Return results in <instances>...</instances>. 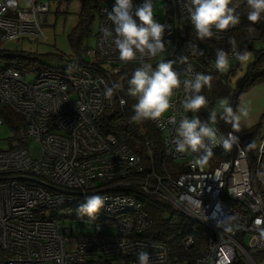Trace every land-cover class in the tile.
I'll use <instances>...</instances> for the list:
<instances>
[{
	"label": "built area",
	"instance_id": "obj_1",
	"mask_svg": "<svg viewBox=\"0 0 264 264\" xmlns=\"http://www.w3.org/2000/svg\"><path fill=\"white\" fill-rule=\"evenodd\" d=\"M163 1L166 13L155 20L165 26V51L154 57L137 53L132 61L120 60L108 17L115 0H104L95 47L77 52L70 66L40 68L30 80V71L0 67V125L8 123L14 131L9 147L0 151V264H139L141 251L149 254L148 264H182L173 261L165 244L140 237L152 216L122 188L154 196L208 228L206 247L192 264H233L241 257L264 264V225L254 224L256 217L264 218V119L251 147L239 141L225 152L215 145L225 156L216 165L207 161L194 167L198 152L179 153L175 145L180 120L192 119L183 108V81L219 72L217 50L209 44L225 42L235 26L213 28L214 35L201 41L190 21V0ZM142 3L132 0L133 12ZM151 3L154 9L156 0ZM244 5L246 0H232L229 7ZM49 7L48 0H31L26 9L18 0H0V36L39 39ZM161 61L173 62L181 86L173 90L172 107L150 120L162 137L160 163L153 142H146L143 159L114 135L103 134L96 122L106 108L126 106L121 94L125 70L134 73L151 65L145 69L151 75ZM213 126L217 136L232 133ZM34 142L39 148L32 155L29 143ZM91 195L105 197L104 207L95 218L83 216L103 225L84 232L66 223L65 212L77 211ZM53 210L51 217H41ZM191 243L188 239L184 246Z\"/></svg>",
	"mask_w": 264,
	"mask_h": 264
},
{
	"label": "clouds",
	"instance_id": "obj_2",
	"mask_svg": "<svg viewBox=\"0 0 264 264\" xmlns=\"http://www.w3.org/2000/svg\"><path fill=\"white\" fill-rule=\"evenodd\" d=\"M190 2V21L201 41L214 35L213 28L224 31L240 22L239 16L235 14V8L229 7L232 0H190ZM246 4L251 9L247 14V19L252 24L264 19L262 16L264 0H246ZM108 17L114 25L116 33L114 42L119 51L120 60L132 61L136 59L137 53L154 57L165 51L163 40L165 26L154 19L151 0H143L142 5L136 7L134 12L132 0H115ZM134 17L138 18L139 22ZM105 34H108L107 29ZM229 42L233 56L237 61L247 62L251 58L250 53L237 50L238 46L234 38ZM193 51H195V46ZM172 65V61H161L155 70L151 71V75L145 70L146 68L151 70V65H145L135 70L129 81V94L137 98V102L133 105L134 115L131 117L133 121L159 120L172 107L170 97L173 90L181 86V80ZM215 67L221 73L228 71L230 61L228 53L224 49H217ZM211 80L210 75L197 73L193 79L183 81V87L187 93L183 102L185 110L195 113L207 106L208 100L200 93L205 86L211 87ZM111 91L109 89L107 94H110ZM220 107L223 109L220 119L231 124L234 132H239L242 118L249 116L248 108L241 106L237 113L233 111L227 99L221 101ZM172 122H175L174 117ZM216 123L217 112L212 110L207 122H201L199 118L188 119L187 117L180 120L176 129V151L184 153L190 150L196 153L200 149H204L203 154L195 160L194 167L197 165L202 167L213 154L211 148L205 146V138L213 146L221 145L225 152L231 151L233 144L239 142L238 136L232 133L227 137L217 136V129L213 126ZM104 204L105 197L91 195L78 205L77 213L95 218ZM254 224L259 228L264 225V218L256 217ZM220 226L223 225L217 222V227ZM138 261L139 264H148L149 254L143 251L139 252Z\"/></svg>",
	"mask_w": 264,
	"mask_h": 264
},
{
	"label": "trees",
	"instance_id": "obj_3",
	"mask_svg": "<svg viewBox=\"0 0 264 264\" xmlns=\"http://www.w3.org/2000/svg\"><path fill=\"white\" fill-rule=\"evenodd\" d=\"M50 1V0H48ZM82 6L78 14V21L73 32L69 35L70 43L74 48L81 44V38L75 37L76 32L80 34L89 30L92 18V11L99 8L104 0H81ZM251 9L246 5L235 10L240 18L239 24L230 32L228 39L222 43L209 44L210 47L224 49L227 53L232 52L230 39L234 38L237 43V50L251 48L252 42L255 39L264 41V19L260 22L252 24L247 19V14ZM264 16V14H262ZM251 29V30H250ZM97 35V34H96ZM10 60L5 65L6 67L16 69L22 73L36 71L40 69L36 62L39 60L36 56L12 54L7 56ZM61 58V56H59ZM232 59V58H231ZM230 61V60H229ZM232 65L228 69L227 74L232 70ZM227 74L222 75L221 72L211 74V87L205 86L201 95H204L208 100L205 108H201L198 112L187 110V114L193 118H199L201 122H206V110L213 108L214 100L220 96L227 97L229 104L236 111V106L240 95L252 87L258 86L264 82V50L258 51L253 64L248 68V71L242 80V83L233 89L227 82ZM133 75V69L125 70L121 78V94L126 98V106L119 108L114 106L106 108L96 122L97 128L103 134L114 135L120 143H125L135 152L139 153L143 159H147L146 142L151 141L154 145V157L156 162H162V137L156 127L150 120L133 121L131 117L134 115L133 105L137 102L135 97L129 94L130 79ZM264 119L262 114L259 122L253 127L234 132L231 124L217 117V126L225 133L232 132L238 136L239 141L243 145H249L258 135V130ZM206 147L211 148L212 156L208 159L212 165L225 159L221 151L217 150L207 138L204 140ZM204 149H200L198 156L203 154ZM121 192L127 195L135 196L142 204L144 210L148 212L153 219L151 227L141 234V238L152 242L165 244L170 252L174 262L182 264H192L194 258L205 249L208 237V228L202 223L192 219L185 213L178 210L176 207L168 205L156 197L139 192L137 189L122 188ZM188 239L192 240L190 247H185L184 242ZM233 264H244L240 259Z\"/></svg>",
	"mask_w": 264,
	"mask_h": 264
},
{
	"label": "rangeland",
	"instance_id": "obj_4",
	"mask_svg": "<svg viewBox=\"0 0 264 264\" xmlns=\"http://www.w3.org/2000/svg\"><path fill=\"white\" fill-rule=\"evenodd\" d=\"M18 6L20 9L30 8L31 0H18ZM49 6V12L44 15V18L41 21L43 36H41L39 39L31 40V38L28 37H21L16 40H4L0 36V67H4L7 64V62L10 60V58L7 56L12 54H17L20 56L24 54H30V56H36V58L39 60L36 62V66L39 65L41 68L70 66L69 61L73 59L77 52H84L87 48L93 49L95 47L96 34L99 29V14L97 9L93 10L91 13L92 18L89 30L83 34L76 32L75 37L81 38V44L74 48L70 43L69 35L71 32H73L78 21V14L82 6V1L50 0ZM152 10L154 19L160 21L166 13L165 2L163 0H156L155 8ZM260 50H264V41L262 39H255L252 42L251 48L244 49L242 51L250 53L251 58L247 62H239L235 59V57L230 59V64L233 67L232 70L228 74V71L221 74H227V82L231 88L236 89L242 83L249 66L254 63L256 54ZM59 56H61V58ZM86 61H90V58L87 57ZM33 72L34 71H30L28 74H26L27 80L33 78ZM253 88L254 87L247 89V91L240 95L236 110L241 97H243L246 93H250ZM224 99L228 100L227 97L223 96H220L214 100L212 111L217 112V117H219L223 112L220 104ZM250 127L246 129H249ZM246 129H241V131ZM13 133L14 131L8 123L0 125V151L6 150L9 147L13 141ZM29 145H32V155L38 154V144L34 142L33 144L29 143ZM252 145L253 144L250 143L248 146L251 147ZM54 212V210L48 211L41 217L49 218ZM61 212L63 211H59V213ZM65 214L67 216V218H65L67 224H72L79 228L82 226L84 227V232H89L90 230H93V228L103 225L102 221L97 222L93 219H89L86 216L78 214L77 211L69 213L66 211ZM86 226L88 228H85Z\"/></svg>",
	"mask_w": 264,
	"mask_h": 264
},
{
	"label": "crops",
	"instance_id": "obj_5",
	"mask_svg": "<svg viewBox=\"0 0 264 264\" xmlns=\"http://www.w3.org/2000/svg\"><path fill=\"white\" fill-rule=\"evenodd\" d=\"M241 106L247 107L249 110V116L241 120V129L256 125L264 113V82L241 97L236 110L237 113Z\"/></svg>",
	"mask_w": 264,
	"mask_h": 264
},
{
	"label": "water",
	"instance_id": "obj_6",
	"mask_svg": "<svg viewBox=\"0 0 264 264\" xmlns=\"http://www.w3.org/2000/svg\"><path fill=\"white\" fill-rule=\"evenodd\" d=\"M240 260L244 263V264H249V262H247V260L243 257L240 258Z\"/></svg>",
	"mask_w": 264,
	"mask_h": 264
}]
</instances>
